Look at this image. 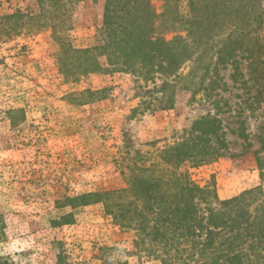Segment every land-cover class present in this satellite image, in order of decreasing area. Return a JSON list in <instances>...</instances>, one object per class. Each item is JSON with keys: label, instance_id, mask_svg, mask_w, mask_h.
<instances>
[{"label": "rangeland", "instance_id": "rangeland-1", "mask_svg": "<svg viewBox=\"0 0 264 264\" xmlns=\"http://www.w3.org/2000/svg\"><path fill=\"white\" fill-rule=\"evenodd\" d=\"M150 1L161 13L164 0ZM103 4L0 0L2 13L38 14L47 24L37 34H16L15 19L0 24V264H160L135 247L134 231L115 225L101 203L73 207L69 199L124 187L128 165L137 158L148 164L159 150L186 138L202 116L219 119L226 146L210 163H182V176L200 187L213 185L221 200L264 188L255 161L264 79H249L240 54L238 70L230 63L218 68L219 107L212 97L199 93L192 99L179 91L172 109L156 110L162 80L106 65L103 57L104 71L78 81L59 73L62 45L104 42ZM88 88L100 91V99L73 94Z\"/></svg>", "mask_w": 264, "mask_h": 264}, {"label": "trees", "instance_id": "trees-1", "mask_svg": "<svg viewBox=\"0 0 264 264\" xmlns=\"http://www.w3.org/2000/svg\"><path fill=\"white\" fill-rule=\"evenodd\" d=\"M103 1L104 42L88 48L62 45L56 56L66 80L104 71L103 57L106 65H121L145 79L160 78L155 107L169 110L179 91L192 99L202 93L219 107L218 68L230 63L238 70L239 54L248 62L249 79H264V0H164L159 14L150 0ZM24 17L34 23L20 22ZM40 18L20 11L2 13L0 5V24L15 19L18 26L11 30L16 34L45 30ZM166 32L174 35L166 39ZM186 64V73H178ZM99 92L88 88L73 94L94 101L100 99L95 97ZM220 129L216 116H202L186 138L159 150L148 164L137 158L128 165L124 187L88 192L69 202H75L73 207L101 203L115 225L134 231L135 247L160 264H264L263 186L221 200L213 185L200 187L179 172L184 162L199 166L223 155ZM257 139L255 161L262 179L264 115Z\"/></svg>", "mask_w": 264, "mask_h": 264}]
</instances>
